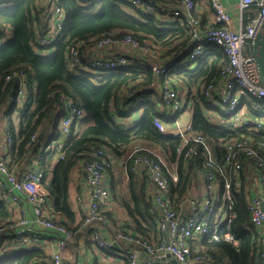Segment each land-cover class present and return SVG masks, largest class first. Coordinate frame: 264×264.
I'll return each instance as SVG.
<instances>
[{"label":"built area","instance_id":"1","mask_svg":"<svg viewBox=\"0 0 264 264\" xmlns=\"http://www.w3.org/2000/svg\"><path fill=\"white\" fill-rule=\"evenodd\" d=\"M8 1L11 0H0V3ZM124 1L144 14L154 15L162 24L180 21L185 25L191 35L186 48L188 53L179 52L163 57L147 38L138 39L132 34H102L96 39L74 42L68 47L66 61L70 70L109 74L121 69L143 68L147 65L144 61L148 60L156 75L166 76L161 89L163 106L159 111H166L176 119L180 112L192 109L194 99H190L187 92H180L169 79V74L185 64H196L209 47L216 45L226 57V64L220 73V79L207 83L202 92L214 107L220 109V113L208 109L207 115L212 120L213 112L218 116L222 113L228 118V126L231 128L247 125L264 128V85L261 83L256 59L250 52L264 24V0H241L237 25L223 0H207L211 10L208 19L196 14L202 0H179L177 5H161L153 0ZM37 5L38 9L44 11L48 24L46 31L37 38L36 49L40 54L48 55L55 50V44L60 40L66 12L62 0H37ZM246 15L248 19L245 18ZM5 41L6 38L1 39V43ZM15 79L19 86L9 109L13 111L12 115L21 117L28 104L30 80L24 69L14 70L5 77L6 82ZM245 98L247 100L243 101ZM146 100L148 99L145 97L137 96L133 102L134 107L139 109ZM64 101L67 114L60 119L57 137L41 151L34 153L31 150L33 154L27 157L28 163L22 168L10 164L13 130L9 124V113L1 114L0 200L5 203L11 215L0 220V257L43 241L46 245H52V251L37 264H68L73 260L71 256H65V251L76 241L80 229L74 230L55 216V207L46 187L48 174H45L42 160V155L47 152H53L54 163L63 159L68 139L78 132L77 129L86 117L82 106L73 99L64 98ZM249 101H252L250 106ZM131 116L119 121L127 123L133 119L134 116ZM154 122L161 132L182 138L177 148L179 156L188 159L201 152L205 154L203 196L193 201L191 209H173L169 193L171 181L177 180L176 173L169 171L165 160L158 153L134 148L125 158L124 164L130 171L145 173L150 178L154 187V214L160 239L150 241L127 229H118L111 237L104 236L97 222L105 221L108 212L113 210L107 174L115 165V159L110 149L102 145L82 162L85 188H82L77 198L84 211L83 226L91 230L90 241L93 248L97 252L122 258L124 264H173V260L178 264H217L204 250H194L191 241L197 237L210 236L214 240L224 238L234 242L231 232L235 217L234 200L232 184L225 175V169L228 167L237 174L242 168V157L246 155L257 159L255 167L259 173V189L258 194L251 197L249 210L251 223L262 239L261 258L264 264V157H259L258 152V149H264V142H256L245 136L231 139L225 144L227 155L224 167L217 164L206 137L199 134L188 135L191 125L186 130L173 134L162 120L155 119ZM175 122L178 124L177 119ZM37 137L38 134L31 136L27 146L29 149L35 145ZM141 150L145 151L140 152ZM212 168L215 169L214 172L208 171ZM219 184L220 195H217L215 191ZM219 213L222 214L220 219ZM42 231H50L52 236H44ZM141 253H145L148 261L140 258ZM87 264L98 263L89 258Z\"/></svg>","mask_w":264,"mask_h":264},{"label":"trees","instance_id":"2","mask_svg":"<svg viewBox=\"0 0 264 264\" xmlns=\"http://www.w3.org/2000/svg\"><path fill=\"white\" fill-rule=\"evenodd\" d=\"M153 1L161 5H177L179 2ZM62 5L66 12L64 30L55 44V50L48 55H42L36 49V41L46 31L48 22L44 11L38 9L37 0L0 3V109L7 105L12 92L15 96L19 86L16 79L5 81L8 73L24 69L30 80L28 104L20 117L19 131L13 136L12 154H17L16 161L24 160L33 154L31 150L37 153L56 138L60 119L67 114L64 98H71L86 113L82 123L85 127L71 135L63 159L57 163L53 162V152L42 155L45 174L52 173L46 187L54 202L55 212L61 217L72 216L68 189L74 171L80 169L82 173L83 160L102 145L107 146L118 159L126 158L134 148L150 150L145 145L157 147L165 156L166 162L175 166L177 180L171 181L169 194L171 206L179 210L185 206V201L198 184L200 175L204 174L205 154L201 152L188 159L179 156L177 148L182 138L179 135L163 133L156 127L155 119L166 124L176 120L166 111L158 110V105L162 103L159 90L166 76L156 75L148 60L144 61L147 65L143 68L121 69L109 74L74 71L67 66L66 52L74 42H88L102 34L118 33L149 39L163 57L179 52L187 54L186 48L191 38L189 29L180 21L162 24L154 15L144 14L124 0H62ZM245 18L248 19L247 15ZM2 38H6L4 43H1ZM250 52L252 53V49ZM225 64L226 57L222 50L213 45L196 64H185L171 71L168 76L177 88H184L189 95L195 93L188 135L199 134L206 137L212 146L217 164L224 167L227 155L225 144L231 139L245 136L256 142H264V128L259 129L254 125L231 128L228 126V118L222 113L218 122L212 121L207 115L208 109L216 110L218 114L220 109L207 100L202 88L207 83L220 79ZM137 96L148 99L139 109L133 104ZM248 103L250 106L252 101ZM140 110V117H133L127 123L119 121ZM12 112L9 109V123L13 129ZM46 130L51 131L52 136L44 142ZM34 134H38L37 141L29 149L27 146ZM258 152L259 157H264V149H258ZM251 163L256 165L257 159L244 155L242 168L237 174L228 167L225 169V175L232 184L234 200L235 217L231 228L234 242L224 238L214 240L210 236H205L201 241L202 250L220 264H261L258 234L251 223L249 196L242 182ZM127 170L126 188L118 189L117 182L112 186L114 201L124 208L129 217L128 224L124 222L116 230H131L150 241H157L160 235L154 214V197L153 194L150 195V178L145 173L139 175L130 171L129 167ZM214 170L212 168L208 171ZM221 184L223 187L222 179ZM10 215L5 203L0 200V220ZM83 222L84 217L80 225L73 229L78 230ZM114 222L116 223L115 220ZM45 256L44 249L34 245L5 253L0 257V264H37Z\"/></svg>","mask_w":264,"mask_h":264},{"label":"crops","instance_id":"3","mask_svg":"<svg viewBox=\"0 0 264 264\" xmlns=\"http://www.w3.org/2000/svg\"><path fill=\"white\" fill-rule=\"evenodd\" d=\"M240 1L241 0H223L225 5L228 7L230 12L232 13L233 20H234L236 25L238 24V19L240 17V8H239ZM196 14L199 15L200 17H202L203 19H208L211 16L210 5H209L207 0L201 1L200 7H198ZM179 91L182 93L187 92V90H185L184 88H179ZM159 93L162 94L161 90H159ZM11 94H12V96H9L7 105L4 108L0 109V125H1V114L7 113L9 111V107H10L11 103L13 102L14 94H13V92ZM194 94H192V95L187 94V96L190 97V99H193ZM193 105H194V103H193ZM162 106H163L162 103L159 104L158 110ZM217 107H219V106H217ZM192 113L193 112L191 109V115H185L184 116V120L186 122V123H183L184 126H181V123H179V125H180L179 128L181 130L184 127H185L184 130H186L188 128V126L191 125ZM141 115H142V111L138 112L137 114H133V116L137 117V118L140 117ZM211 117L213 118L212 121H215V122H218L221 119L214 112L212 113ZM11 118L13 120L12 124L14 127L13 129L12 128L11 129L13 130V136H14V133L17 134L19 131L20 117H16V115H12ZM176 119H177V121L180 119L179 114H177ZM169 124L170 123H167V127L171 130ZM176 124L177 123L175 122V126H176ZM10 127H11V125H10ZM83 127H85V125H81L79 128H83ZM79 128L77 129V131H79ZM51 136H52L51 131L46 130L45 135H44V137H45L44 142L48 141V139ZM11 146H12V144L10 145V151H9L10 152V154H9L10 155V162H11L10 164L17 167V168H22L25 164L28 163V160H27L28 158L21 160V161H16L17 154L15 152L12 154ZM42 146H44V145H42ZM145 146H148L150 148V150H153L155 152L157 151L156 153H158L166 162L165 156L160 152V150L157 147H152L150 145H145ZM111 154H112L113 158L115 159V165L113 166L112 170H110L107 174V182L110 185V189H111V205L113 206V210L108 212L107 218L105 221L97 222V225L100 226L102 232L104 233V236H108V237H111L112 235H114L116 232V229L119 228L120 225L124 224V222L126 224H128L127 222H129V217H128L126 211L124 210V208L120 204H118L116 201H114V197H113L114 195H113V191H112L113 183L117 182V179L120 175L123 176V179H124V187L122 190H124L126 188V184L128 182V177H127L128 170H127V166L124 164L125 158L124 159H118L115 157V155H113V153H111ZM166 164H167L168 169L171 172L176 173L174 165H169L167 162H166ZM139 175H141V174H139ZM244 176H245V179H243L242 182L244 183L243 185H245V187L247 189L249 201H250L251 197H254L258 194V189H259V173H258V170L255 167L254 163L249 164L248 169L246 170ZM51 177H52V173L50 172L48 174V180L47 181H49L51 179ZM239 186L240 185L237 186L238 189H239ZM83 187L85 188V182H84L82 173H81L80 169H76L74 171V175L72 177L71 184H70L69 189H68L69 201L71 204V209H72L73 214L71 217H64V216L61 217L57 213V211L55 212V216L58 218H61L71 228H75L76 226L80 225V223L84 217V211L81 210L82 208L77 201V198L81 194V190ZM220 188H221V186L219 184V186L217 187V189L215 191V193H217V195H220ZM150 190H151L150 195L154 194L153 185L150 188ZM203 192H204V190H203L202 176L200 175V179L198 181V184L190 192V196L187 197V200L185 201V206H183L182 208L187 209L185 207L187 205L188 198L191 197V195L199 194L198 198L200 199V197L203 196V194H202ZM50 201L53 202L52 200H50ZM53 204H54V202H53ZM221 216H222V214L219 213L218 218L220 219ZM114 220L116 221V223L114 222ZM79 229L80 230H78L79 233L76 236V241L73 244L69 245L65 251V256H73L74 257L73 260L69 261L68 264H87L89 258L94 259L98 264H124V261L120 257H115V256H111V255H107V254L97 252L93 248L91 241H90L91 230L87 231L86 230L87 228H85L83 226V224ZM256 232L258 234L257 242L259 245L258 255H259L261 264H263V260L261 258L262 239H261L260 233L257 230H256ZM42 234L44 236H47V237L52 236V233H50V231H42ZM203 238L204 237H202V238L197 237L191 241V246L194 250H202L203 249V247L201 246V241ZM51 239H53V237H51ZM120 244L122 246V243H120ZM34 245H39L42 249H44V252L46 254L45 257H48L52 251V245H46L43 241H41L40 243L32 244V246H34ZM143 260L148 261L147 258H144ZM175 264H178V263H175ZM217 264H220V263H217Z\"/></svg>","mask_w":264,"mask_h":264},{"label":"water","instance_id":"4","mask_svg":"<svg viewBox=\"0 0 264 264\" xmlns=\"http://www.w3.org/2000/svg\"><path fill=\"white\" fill-rule=\"evenodd\" d=\"M252 53L257 62L261 83L262 85H264V24L262 26V29L259 35L257 36V38L255 39L253 43ZM10 96H12V94ZM140 258L144 259V258H147V256L145 255V253H141ZM173 263L175 264L177 262L173 260Z\"/></svg>","mask_w":264,"mask_h":264},{"label":"rangeland","instance_id":"5","mask_svg":"<svg viewBox=\"0 0 264 264\" xmlns=\"http://www.w3.org/2000/svg\"><path fill=\"white\" fill-rule=\"evenodd\" d=\"M185 115H191V109L190 108L185 109L184 111L179 113L180 119L178 120L179 122H178V124H176V126H175V122H172L169 124L173 134H178L185 129V127L182 130L179 128V123H181V126H184L183 123H186L184 120ZM117 187H118V189H123V187H124V179H123V176H121V175L117 179ZM198 195L199 194L191 195V197L188 198L187 205H186L187 209H191L193 201L199 200ZM200 203H202V201L199 202L198 204H200ZM196 205H197V202L195 204V207H196ZM193 208H194V206H193ZM71 257L74 258L73 256H71Z\"/></svg>","mask_w":264,"mask_h":264}]
</instances>
